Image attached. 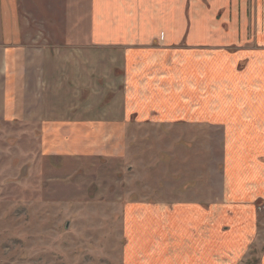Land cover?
<instances>
[{
  "label": "crops",
  "instance_id": "obj_1",
  "mask_svg": "<svg viewBox=\"0 0 264 264\" xmlns=\"http://www.w3.org/2000/svg\"><path fill=\"white\" fill-rule=\"evenodd\" d=\"M27 1L0 0V123L35 126L42 155L59 157H122L131 120L216 131L221 184L196 201L126 205V264L240 263L264 207V0H209L195 14L209 45L184 47L171 45L181 16L168 7L140 23L156 28L154 42H121L114 35L138 32L130 0H87L83 52L118 51L119 61H62L28 42Z\"/></svg>",
  "mask_w": 264,
  "mask_h": 264
},
{
  "label": "rangeland",
  "instance_id": "obj_2",
  "mask_svg": "<svg viewBox=\"0 0 264 264\" xmlns=\"http://www.w3.org/2000/svg\"><path fill=\"white\" fill-rule=\"evenodd\" d=\"M26 3L29 13L21 21L28 42L44 45L62 61H119L118 51L83 52L89 44L87 0ZM210 5L209 0L126 1L136 30L143 33L113 38L154 42L151 32L156 28L147 31L140 23L168 7L181 16L175 21L179 28L169 35L172 46L209 45L208 31L196 36L195 14ZM132 122L119 158L44 156L38 128L0 123V264H126L131 254L122 223L126 205L196 201L221 184L223 142L216 131L212 135L199 125ZM259 222L237 264H261L264 207Z\"/></svg>",
  "mask_w": 264,
  "mask_h": 264
}]
</instances>
